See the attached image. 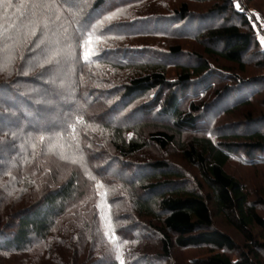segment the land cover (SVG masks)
<instances>
[{
  "label": "trees",
  "instance_id": "obj_1",
  "mask_svg": "<svg viewBox=\"0 0 264 264\" xmlns=\"http://www.w3.org/2000/svg\"><path fill=\"white\" fill-rule=\"evenodd\" d=\"M149 1L156 0H95L81 21L86 28L73 24L76 36L93 40L113 11ZM191 3L204 5V11ZM235 5L234 0H184L169 16L125 24L128 37L175 36L166 50L90 55L83 46L84 66L107 65L101 74L108 77L106 84L117 85L111 91L116 97L100 98L85 69L67 98L58 89L50 95L47 89L42 95L33 90L43 82L51 87L49 78L0 76V252L26 253L39 264L50 242L51 250L73 252L71 264H119L107 245L113 246L111 237L127 242L151 230L161 237L160 256L175 257L178 264H184L188 249L208 252L196 264H264V194L251 199L245 183L228 170L232 163L264 166V116L235 118L264 95V76L246 71L253 61L264 69V50L249 17ZM185 37L194 38L201 50L186 53L179 41ZM28 50L35 52L33 43ZM119 68L139 72L125 78ZM168 69H178L175 79ZM62 100L72 103L59 108ZM55 141L70 147L67 153L54 148ZM77 150L86 170L67 159ZM151 150L149 164L125 169L139 171L138 177L118 180L110 174L112 166L105 174L98 168L118 153L138 157ZM166 153L178 155L191 170L165 159ZM117 183L131 195L107 202L108 186ZM99 187L105 188L102 197ZM116 201L129 206L131 214L115 218L120 226L112 234L101 220L100 205ZM102 245L107 256L96 258ZM131 260L127 264H152L143 253Z\"/></svg>",
  "mask_w": 264,
  "mask_h": 264
},
{
  "label": "rangeland",
  "instance_id": "obj_2",
  "mask_svg": "<svg viewBox=\"0 0 264 264\" xmlns=\"http://www.w3.org/2000/svg\"><path fill=\"white\" fill-rule=\"evenodd\" d=\"M67 1L68 0H0V43H2L0 49V53H2L0 57V76L10 75L14 76L17 80L21 77L19 76L20 74H22V77L30 75V78L28 77L25 79L49 78L51 79V87H43V84H45L43 82L40 86L35 85L33 90L34 88L37 89L36 92L42 95L47 89L50 95L58 89V95L67 98L71 89H73L72 86L76 83V79L80 77L81 82L85 69L87 81H92L91 87L99 92L101 95L100 98L105 96L109 97L111 95L115 96L116 91H114V94H112L111 91L115 90L113 86L117 87V85L106 84L105 80L108 77L101 74L107 69V65L100 66L94 63L91 65L85 64L86 66H84L83 57L81 58L83 46L92 50V54L90 52V55H100L103 51L107 50L123 51L125 49L137 48L166 50L170 48V43L175 42L170 41L176 39L175 36H171V38H168L166 35H158L155 37H128L126 32L129 27L125 26V24L134 21L139 22L150 19L151 17L160 18L169 16V12L179 8L184 0H169L168 3H164L162 0L149 1L125 9L115 10L98 25V28H101V30H99L100 33L93 30L97 33V37L93 40H83L82 38V41L76 36L73 24L79 21L78 26H80V29L86 28L85 25H83L84 27L81 26V21L86 17L87 10L92 6L95 0H74L73 2L76 5L75 8H69L67 6ZM234 5L245 16L249 17L253 35H255L254 37L257 39L256 42L264 50V0H234ZM190 6L196 8L197 11H204V5L199 3H191ZM165 7L167 9H165ZM74 16L77 20H75ZM109 26L113 27L106 31ZM20 38L23 40V43ZM179 41L182 43L186 53L196 52L197 49L201 50L198 43L194 42L195 39L192 37H185L183 40ZM31 43H33L35 47L34 53H31L32 49L28 50L29 44ZM37 45L40 47L39 51ZM26 54L29 55L27 58ZM41 59H45L42 61V64H40ZM56 60H59V63H56ZM24 61L32 64V68L30 67L31 72L25 73V71H29L26 67L30 64L25 66ZM52 64H55L54 66L56 68H54ZM246 71L252 76H256L257 74H259V76H264V69L256 68L255 61L252 62V65L246 67ZM41 72H43L42 75H40ZM138 72L137 68H119L118 70V73H121L125 78L137 75ZM38 73L40 76H37ZM166 73L170 79H175L179 71L178 69H168ZM263 96L264 95H260L255 98L250 107L235 114V118H239L242 121L243 117L249 113L264 116ZM229 102L228 100L223 106L227 103L229 104ZM60 103L61 106L57 104L54 110L62 108V106L68 107L72 102L66 103L62 100ZM211 115L209 114L208 118H210ZM13 135H15V133H13ZM190 136L191 135H189V137ZM53 147L63 154L67 153V149L70 148L64 147L63 143L59 144L58 141L53 143ZM169 154L170 153H166L164 158L170 160L177 167H186L187 164L182 162L178 155ZM68 155V160L81 164L85 170L88 168L83 159L80 158L78 150L71 152V154L68 153ZM152 155L153 150L145 151L144 154L138 157H124L122 154L118 153L113 160L100 161L98 163V165H100L98 168L102 174H105V169L112 166L111 176H115L118 180H127L131 175L138 177L139 171L127 173L125 169H135L137 166L141 165V167H143L149 164ZM121 163L122 165L120 166L119 164ZM185 169L188 170V172L191 170L187 167ZM228 170L245 183L247 191L249 190L251 193V199L254 200L256 197L264 194V166L248 168L239 165V163H232ZM192 172L195 174V170H192ZM89 175L91 174L89 173ZM153 182L154 181H151L150 183ZM124 187L125 184L122 183L109 185L104 198H107L106 201L109 202L111 198L113 199L121 194L122 196L118 200L124 199L123 195L125 197L129 194L131 195V192L126 190L129 188L127 186V188ZM99 188L102 197L105 188ZM109 206H106L104 203L102 205L101 203V220L104 221L106 229L112 228L110 232L115 234V231L118 230V225L120 226V223H117L115 218L120 216L126 217L129 215L128 213L131 214V210L123 201H116L115 204L111 203V206ZM220 228L228 231L230 230L228 225L221 224ZM229 232L237 235L234 231ZM111 241L114 243L113 246L109 245L108 242L107 245L108 247L110 246L111 250L114 252L112 256L118 258L119 264H127V261H132L131 258L142 253L145 256H149L152 264H178V260L175 257L173 259H164L160 256L159 247L161 237L155 235L151 230H142L138 237L136 236L127 242L120 241L117 236H112ZM240 242L242 243V240H240ZM262 243H264V241H262ZM49 245L50 242L47 244L46 248H42L43 253L42 257L40 256L39 264L72 263L73 252H57V250L49 249ZM183 252V257L185 259L184 264H196L198 260L205 259L208 255V252L204 249H188ZM105 256H107V251L102 245L98 247L95 257L103 258ZM32 258V256L26 253H14L10 251L0 252V264H32L31 261L36 262Z\"/></svg>",
  "mask_w": 264,
  "mask_h": 264
},
{
  "label": "snow or ice",
  "instance_id": "obj_3",
  "mask_svg": "<svg viewBox=\"0 0 264 264\" xmlns=\"http://www.w3.org/2000/svg\"><path fill=\"white\" fill-rule=\"evenodd\" d=\"M67 6L68 7H75L76 5L74 3H67ZM56 63H59V60H56ZM41 139H43V137H41Z\"/></svg>",
  "mask_w": 264,
  "mask_h": 264
}]
</instances>
